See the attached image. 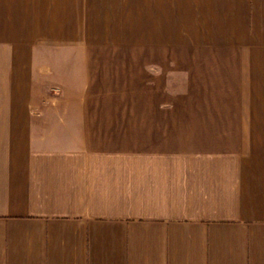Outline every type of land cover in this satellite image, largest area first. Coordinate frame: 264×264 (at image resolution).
I'll return each mask as SVG.
<instances>
[{"label":"crops","instance_id":"obj_1","mask_svg":"<svg viewBox=\"0 0 264 264\" xmlns=\"http://www.w3.org/2000/svg\"><path fill=\"white\" fill-rule=\"evenodd\" d=\"M0 264H264V0H0Z\"/></svg>","mask_w":264,"mask_h":264},{"label":"rangeland","instance_id":"obj_2","mask_svg":"<svg viewBox=\"0 0 264 264\" xmlns=\"http://www.w3.org/2000/svg\"><path fill=\"white\" fill-rule=\"evenodd\" d=\"M122 106H123V105H117V104H116V105H114V107H115L114 110H116L117 107L120 108V107H122ZM125 106H126V107L124 108V110H131V107H132L131 105H125ZM114 107H112V109H113Z\"/></svg>","mask_w":264,"mask_h":264}]
</instances>
